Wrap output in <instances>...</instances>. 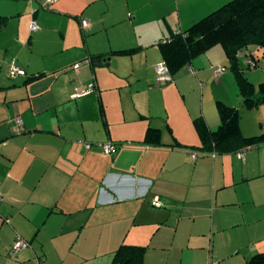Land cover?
<instances>
[{
    "label": "crops",
    "instance_id": "0c3cea01",
    "mask_svg": "<svg viewBox=\"0 0 264 264\" xmlns=\"http://www.w3.org/2000/svg\"><path fill=\"white\" fill-rule=\"evenodd\" d=\"M229 1L0 0V264H111L123 243L146 246L143 264L264 252V144L203 151L194 123L216 131L221 101L259 135L264 105L245 107L220 44L155 85L159 43Z\"/></svg>",
    "mask_w": 264,
    "mask_h": 264
},
{
    "label": "trees",
    "instance_id": "16d2710c",
    "mask_svg": "<svg viewBox=\"0 0 264 264\" xmlns=\"http://www.w3.org/2000/svg\"><path fill=\"white\" fill-rule=\"evenodd\" d=\"M217 44L223 47L229 59L245 107L264 105V81L255 86L244 76L241 66V60L244 63L247 56H251L257 65V56L251 47L264 49V0H231L187 31L159 43V47L169 71L174 72ZM245 67L250 68L247 64ZM216 106L221 121L216 131H211L202 118L194 121L202 143L200 149L224 153L264 144V132L250 137L242 134L236 107L221 101H217ZM153 137L157 139L158 132L149 129L146 139ZM146 250V246L123 243L115 251L111 264H143ZM247 264H264V252L251 257Z\"/></svg>",
    "mask_w": 264,
    "mask_h": 264
},
{
    "label": "built area",
    "instance_id": "2783aa9c",
    "mask_svg": "<svg viewBox=\"0 0 264 264\" xmlns=\"http://www.w3.org/2000/svg\"><path fill=\"white\" fill-rule=\"evenodd\" d=\"M49 3H52L54 0H47ZM82 25L84 27L87 26V22L85 20L82 21ZM30 28L32 31H36L39 29L38 24L33 21L30 25ZM244 64H247L250 68H254L256 67V62L254 61V59L251 56H247L244 59ZM226 70L225 67H220L217 68L215 71V75L218 76L219 74H221L222 72H224ZM155 71H156V79H155V85L156 86H162V85H166L168 83H170L172 81L169 69L166 65L165 62H159L155 65ZM8 76L11 78H15L16 76H21V75H25L26 71L23 68V66H21L16 60H12V62L10 63L9 67H8ZM91 90H80L77 91L75 93V97L78 96H82L85 94H88ZM19 122L21 123V120H19ZM87 146L89 147V144H87ZM102 149L104 153H112L114 151H116L117 146L115 144H111V143H105L102 144ZM196 157V155L194 156ZM2 199V196L0 195V200ZM154 205L159 206V202H154ZM29 246V242L27 240H24L22 238H17L14 243H13V247L12 250L13 251H17V250H21L23 248H26ZM210 264H219L217 262H211Z\"/></svg>",
    "mask_w": 264,
    "mask_h": 264
},
{
    "label": "rangeland",
    "instance_id": "374dc122",
    "mask_svg": "<svg viewBox=\"0 0 264 264\" xmlns=\"http://www.w3.org/2000/svg\"><path fill=\"white\" fill-rule=\"evenodd\" d=\"M255 49V48H254ZM252 50H253V48H252ZM9 63H11V62H9ZM259 64L258 65H256V67H254V68H247V67H245V64L243 63V60H241V65H242V67H243V71H244V74L247 76V77H249V79H251V81H253V82H255V84H258V83H260V82H262V81H264V57L262 58L261 57V59L259 60V62H258ZM24 68V67H23ZM5 69H7V67L5 68ZM25 69V68H24ZM2 70V67H1V65H0V71ZM26 71V70H25ZM226 71V70H225ZM5 72H6V70H5ZM228 72H231V71H228ZM2 75V76H1ZM234 75V74H233ZM0 77L2 78V77H5L4 76V70L2 71V73H0ZM77 91H80V89L79 90H77ZM1 95H0V97L1 98H3V96H4V93H0Z\"/></svg>",
    "mask_w": 264,
    "mask_h": 264
}]
</instances>
